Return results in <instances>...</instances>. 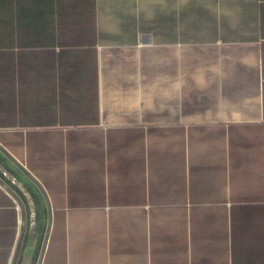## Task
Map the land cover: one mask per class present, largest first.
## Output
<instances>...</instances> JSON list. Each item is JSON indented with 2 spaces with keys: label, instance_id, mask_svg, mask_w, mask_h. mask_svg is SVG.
Returning <instances> with one entry per match:
<instances>
[{
  "label": "crops",
  "instance_id": "obj_1",
  "mask_svg": "<svg viewBox=\"0 0 264 264\" xmlns=\"http://www.w3.org/2000/svg\"><path fill=\"white\" fill-rule=\"evenodd\" d=\"M0 149V264H264V0H0Z\"/></svg>",
  "mask_w": 264,
  "mask_h": 264
},
{
  "label": "rangeland",
  "instance_id": "obj_2",
  "mask_svg": "<svg viewBox=\"0 0 264 264\" xmlns=\"http://www.w3.org/2000/svg\"><path fill=\"white\" fill-rule=\"evenodd\" d=\"M0 185L7 188L15 197L30 196L36 201L39 198L40 204L45 207V202L39 195L38 186L28 176L23 168L13 162L0 149ZM38 196V197H37ZM47 229V223L40 224L39 230L44 232Z\"/></svg>",
  "mask_w": 264,
  "mask_h": 264
}]
</instances>
